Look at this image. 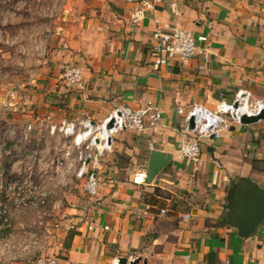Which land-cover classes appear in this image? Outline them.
Here are the masks:
<instances>
[{
	"label": "crops",
	"instance_id": "1",
	"mask_svg": "<svg viewBox=\"0 0 264 264\" xmlns=\"http://www.w3.org/2000/svg\"><path fill=\"white\" fill-rule=\"evenodd\" d=\"M138 7L128 0H68L45 76L33 80V91L26 87L34 103L53 110H46L50 121L58 112L69 116L62 121L84 115L101 121L115 108L144 107L149 100L163 111L157 133L116 137L98 171V211L70 216L68 233L75 235L55 259L58 264H112L116 257L130 264H264V221L243 238L226 208L234 180L249 178L264 188L259 154L264 121L232 127L221 140L203 143L197 163L179 152L190 139L181 125L194 104L214 109L242 90L264 101V0H160L134 22ZM166 24L207 41L187 65L174 62L156 71L148 52L156 27ZM70 66L82 68L88 96L66 85L63 74ZM60 101L64 109L57 106ZM154 151L171 155V161L152 183L134 184Z\"/></svg>",
	"mask_w": 264,
	"mask_h": 264
},
{
	"label": "rangeland",
	"instance_id": "2",
	"mask_svg": "<svg viewBox=\"0 0 264 264\" xmlns=\"http://www.w3.org/2000/svg\"><path fill=\"white\" fill-rule=\"evenodd\" d=\"M67 3L0 0V264L58 258L70 242L69 218L84 199L75 177L78 161L72 169L59 167L65 140L50 133L51 124L69 118L67 112L53 113L50 121L46 110H53L28 94L33 80L45 76L52 36ZM260 147L264 163V142Z\"/></svg>",
	"mask_w": 264,
	"mask_h": 264
},
{
	"label": "built area",
	"instance_id": "3",
	"mask_svg": "<svg viewBox=\"0 0 264 264\" xmlns=\"http://www.w3.org/2000/svg\"><path fill=\"white\" fill-rule=\"evenodd\" d=\"M128 2L139 6L133 16V21L137 22L144 18L145 10L160 0ZM206 41V37L196 38L191 32L179 26L171 24L157 26L148 52L153 69L157 71L174 62L187 65L199 53V44ZM63 78L68 87L88 96V82L82 68L78 66L66 68ZM263 111L264 101L254 98L252 92L244 90L237 92L233 102L221 100L214 109L194 104L181 125V132L190 139L180 145V154L191 162H199L203 143L221 140L224 133L232 127L243 125L241 123L243 116L256 117ZM191 120L194 126L191 125ZM162 121V109L149 100L144 107L115 108L101 121L84 115L76 120H63L60 124H51V135L61 134L65 140L64 151L57 161L58 166L66 165L72 169L74 161H78L75 177L81 184L84 199L79 203L77 210L97 213L101 185L98 171L101 169L103 158L113 152L116 137L124 132L142 134L148 129L157 133L162 127ZM74 153L77 156L74 157ZM147 178V172L142 171L136 175L133 182L136 185H146ZM149 209L150 207L147 211ZM161 213L165 214L166 211L162 210ZM89 229H93V223ZM105 229L108 230V227ZM38 264H58V261L51 258L39 261ZM112 264H120V258H114Z\"/></svg>",
	"mask_w": 264,
	"mask_h": 264
},
{
	"label": "water",
	"instance_id": "4",
	"mask_svg": "<svg viewBox=\"0 0 264 264\" xmlns=\"http://www.w3.org/2000/svg\"><path fill=\"white\" fill-rule=\"evenodd\" d=\"M237 107V106H236ZM264 121V111L256 117L243 116V125H252ZM191 125L194 126L193 120ZM172 156L160 151L152 152L147 168V182L152 183L171 161ZM233 227L243 238L253 235L257 227L264 221V188L252 183L245 194L239 212L229 217ZM133 263V262H132ZM120 264H129L127 258H120Z\"/></svg>",
	"mask_w": 264,
	"mask_h": 264
},
{
	"label": "trees",
	"instance_id": "5",
	"mask_svg": "<svg viewBox=\"0 0 264 264\" xmlns=\"http://www.w3.org/2000/svg\"><path fill=\"white\" fill-rule=\"evenodd\" d=\"M48 102H50L49 99H48ZM60 107H63V106H60ZM251 184H252V181L249 178L248 179H237L232 182L231 188H230V196H229L230 204L227 205L226 207L227 209L230 210V215H234L239 212L240 208L243 205L245 194L249 190ZM74 235H75L74 232H69V235H68L69 239L71 240ZM66 247H69V244Z\"/></svg>",
	"mask_w": 264,
	"mask_h": 264
}]
</instances>
